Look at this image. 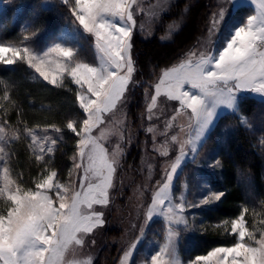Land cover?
Listing matches in <instances>:
<instances>
[{"label": "rangeland", "instance_id": "1", "mask_svg": "<svg viewBox=\"0 0 264 264\" xmlns=\"http://www.w3.org/2000/svg\"><path fill=\"white\" fill-rule=\"evenodd\" d=\"M179 1L182 0H136V3L132 5L134 24L131 25L130 56L134 71L122 97L113 108L100 114L103 122L91 131V135L96 138V143L108 153L109 159L115 160V172L112 175V185L108 189V204L106 206L93 205L91 210L82 208V211L102 213L104 223L102 226L94 228L91 233H78L77 235L83 240V243L80 245L70 244L63 251L59 264H95L98 262L99 264H121L124 252L132 245H135V248L132 250L133 255L129 258L128 264H151V255L156 254L164 246L169 229L176 232L175 256L180 264H233L234 258L228 257L225 260L222 253L209 256V253L216 248L207 255L197 256L208 257L207 260L196 261L197 257L190 255L193 237L203 226L200 223L199 211L217 204L224 194L212 186L210 178L218 175L221 171L217 146L205 147L204 143L213 132L220 117L226 114L240 116L239 104L243 97L251 96L260 100L261 97L259 94L247 91L238 92V110L234 112L223 106L218 107V115L197 140V125L195 119L191 117V110H180L179 101L168 99L164 94L166 84L161 85L160 80L165 71L179 68L182 63L189 61L195 63L202 55L212 54L218 50L228 28L242 21L246 22L248 15H258L259 9L257 4H250V0V6L246 5L242 10L231 9V14H226L225 22L221 23L220 29L210 35L209 29L212 27L213 15L218 14L222 8L229 9L231 7L226 0H214L207 31L200 38L198 44L185 53L184 58L178 61L175 66L164 69L152 83L146 85L141 109L138 111L137 118L132 119L130 107L132 90L136 85L132 40L136 34L141 35L144 39H151L162 27L165 16L173 13V8ZM188 7L183 8L182 16L187 14ZM74 8L75 0H70L69 3H64L63 0H0V43L18 48L29 47L41 57L49 47L55 43H61L62 46L73 48L75 53L73 64L81 62L99 67L101 61L100 54L95 47V37L86 32L76 19L73 14ZM182 16L177 20H171L166 25L165 33L160 37L161 41L173 40L184 25ZM42 17L48 20L41 21ZM115 21L120 23L118 17L115 18ZM9 27H17L18 32L11 40L3 39V31ZM21 55L23 57V53ZM48 59L52 62L45 63L42 67L49 73L50 79L53 75L57 76L55 85L44 80L24 58L15 59L11 65L0 64L12 66L16 63H24L33 71L34 77L54 86H62L71 81L78 88V94L84 95L85 99H95L87 92V85L83 87L77 85L67 70L56 68V63L62 58L51 54ZM157 85H160L159 92L156 91ZM185 88H188V85H185ZM153 97H155L154 103ZM78 103L80 106L79 98ZM84 114V119H86L87 114ZM241 118L242 124L249 125L248 119ZM244 119L247 120V123L243 122ZM76 126L79 131L82 123L79 122ZM0 129H3L0 132V137H2L0 147L4 148V152L0 153V190L7 188L4 195L0 196V215L6 216L7 211L11 207H15L11 201L7 200L8 194L19 192L22 195L28 191H37L36 184L50 175L52 171L57 173L53 183L59 182L68 188V192L64 193L66 196L64 202L67 204L71 203L74 192L83 193L89 183L97 182L92 174L88 173L83 186H81V178L85 176V169L88 165V149H85V157L81 160L78 155L80 149L77 146L76 152L70 158L69 171L66 175L60 176L58 171L53 169L54 156L60 147L65 145L60 131H56L54 128H35L26 132L29 137L27 145L31 151V159L41 166L39 167L41 172L39 178L35 180V182L37 181L35 186L28 189L24 184L29 182L24 180L23 176H19L13 166L14 148L16 147L14 144L16 141H13L15 140L14 133L5 129L1 124ZM32 134L37 137L35 142L32 140ZM75 134L78 138V145L81 136ZM45 137L49 139L45 140ZM51 139L56 140L54 145L49 142ZM189 141L195 143V151H193V144ZM216 142V145L224 143V137L217 134ZM41 144L45 148L51 147L53 151L41 153L39 151ZM182 148L183 156L181 155ZM37 155H41L43 159L37 160ZM178 157L180 163L175 173H172L173 179L168 189L169 199L165 201L160 211L167 212L168 207L171 206L173 212L185 218L186 224L170 223L162 215H154L151 220H148L147 211L152 204L153 196L166 182V176L171 173L172 165ZM75 163H81V168H76ZM5 167L8 169L7 173L4 171ZM48 194L54 200L53 206L59 207L60 201L56 197V190L52 189ZM214 194L222 195L218 200L212 198L208 203L203 202ZM179 204L184 205L183 212H180L176 207ZM240 219L243 220L246 235L243 241H239V229H237L235 232L237 242H242L253 248L260 247L258 242L264 239V221L256 222L253 228L249 229L244 215L234 221ZM48 235H51V232ZM47 255L46 253V258ZM163 259L168 260L169 256L164 255ZM235 259L237 264H242V256ZM0 264L3 262L0 261Z\"/></svg>", "mask_w": 264, "mask_h": 264}, {"label": "snow or ice", "instance_id": "2", "mask_svg": "<svg viewBox=\"0 0 264 264\" xmlns=\"http://www.w3.org/2000/svg\"><path fill=\"white\" fill-rule=\"evenodd\" d=\"M63 2L69 3L70 0ZM226 2L231 7L222 8L218 14L213 15L210 35L220 29L221 23L225 22L226 14H231V9L242 10L246 5L257 4L259 14L248 15L246 22L242 21L228 28L218 50L212 54L202 55L195 63L189 61L182 63L179 68L165 71L160 80L161 85L166 84L164 94L168 99L179 101L180 110H191V117L195 119L197 125V140L218 115V107L223 106L234 112L238 110V92L259 94L261 102L264 103V0H250V4L249 0ZM135 3L136 0H75L73 14L84 30L95 37V47L101 61L99 67L81 62L73 64L75 56L73 48L62 46L61 43L49 47L43 57L35 54L29 47L18 48L0 43V63L11 65L15 59L24 58L44 80L55 85L57 76L53 75L50 79L49 73L42 67L45 63H51L48 57L55 54L62 58L56 63L58 70H67L77 85L81 87L87 85V92L95 99H85L84 95L78 94L80 107L87 114V118L82 121L79 131L74 121L68 122L66 126L81 136L77 145L81 160L85 157V149H88V165L85 176L81 178V186L88 173L97 180L96 183H89L83 193L74 192L70 204L64 202L66 199L64 193L68 192V188L59 182L53 183L57 175L55 171L36 184L37 191H28L22 195L19 192L8 194L7 200L15 207H11L6 216L0 215V261L3 264H59L63 251L70 244L83 243L78 233H91L94 228L103 225L102 213L95 211L85 213L82 208L91 210L93 205L108 204V189L112 185L115 160L109 159L108 153L96 143L91 131L103 122L100 114L115 106L131 80L134 68L130 56V38L131 25L134 24L132 5ZM117 17L120 23L115 21ZM185 85H188V88H185ZM156 91H160V85L156 86ZM243 122L247 123V120L244 119ZM2 131L3 129H0V132ZM36 139V135L32 134L33 142ZM49 142L54 145L56 140L51 139ZM189 142L193 144L195 151V143ZM39 151L51 153L53 149L45 148L41 144ZM3 152L4 148L0 147V153ZM181 155L183 156V148ZM36 159L42 160L43 157L37 155ZM179 163L178 157L172 165L171 173L166 176V182L155 192L147 211L148 220L154 215H162L170 223L186 224L185 218L173 212L171 206L167 212L160 211L165 201L169 199L168 189L173 179L172 173H175ZM74 166L79 169L81 163H75ZM4 171L7 173L8 169L5 167ZM52 189L56 190V197L60 201L59 207L53 206L54 200L48 194ZM6 190V187L0 190V196H3ZM220 195L222 194L209 196L203 202L208 203L212 198L218 200ZM176 207L183 212V204ZM237 229L239 241H243L246 231L242 219L233 222V233ZM49 232L51 235H48ZM175 236V230L169 229L164 246L156 254L151 255V264H180L175 256ZM258 243L260 247L253 248L237 242L233 247L216 248L209 256L222 253L225 260L233 257V264H237L235 258L241 256L242 264H264V239ZM134 248L135 245H132L124 252L121 264H128ZM164 255L169 256V259L164 260ZM207 259L208 257H197L196 261Z\"/></svg>", "mask_w": 264, "mask_h": 264}, {"label": "trees", "instance_id": "3", "mask_svg": "<svg viewBox=\"0 0 264 264\" xmlns=\"http://www.w3.org/2000/svg\"><path fill=\"white\" fill-rule=\"evenodd\" d=\"M213 3L214 0L179 1L151 39H144L139 34L134 36L132 53L136 85L132 90V119L137 118L141 109L146 85L164 69L175 66L198 44L207 31ZM185 6H189L188 12L182 16ZM181 16L184 25L173 40L161 41L166 25ZM40 20L48 19L42 17ZM17 32V27H9L3 31L2 38L11 40ZM239 111L240 116L226 114L220 117L204 143L205 147L217 146L221 171L210 178L212 186L224 194L217 204L199 211L203 226L193 237L191 257L207 255L217 247L235 245L237 236L231 224L242 215L249 229L256 222L264 221V103L245 96ZM84 117L78 103V88L71 81L54 86L34 77L33 71L24 63L0 64V124L14 133L13 166L19 176L29 182L24 184L28 189L35 186L41 166L31 159L26 132L35 128L59 129L65 145L56 152L53 169L60 176L66 175L78 142L76 134L66 125L72 121L78 125ZM241 117L248 119L249 125L242 124ZM217 134L224 137V143L216 145Z\"/></svg>", "mask_w": 264, "mask_h": 264}]
</instances>
